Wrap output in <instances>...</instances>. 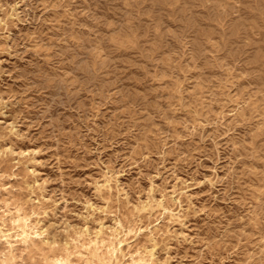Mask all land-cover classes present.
<instances>
[{
    "label": "rangeland",
    "instance_id": "obj_1",
    "mask_svg": "<svg viewBox=\"0 0 264 264\" xmlns=\"http://www.w3.org/2000/svg\"><path fill=\"white\" fill-rule=\"evenodd\" d=\"M0 264H264V0H0Z\"/></svg>",
    "mask_w": 264,
    "mask_h": 264
}]
</instances>
